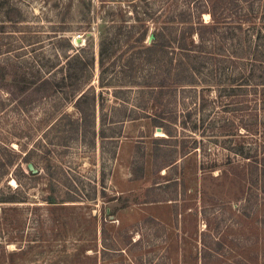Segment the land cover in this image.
Segmentation results:
<instances>
[{"label": "rangeland", "instance_id": "obj_1", "mask_svg": "<svg viewBox=\"0 0 264 264\" xmlns=\"http://www.w3.org/2000/svg\"><path fill=\"white\" fill-rule=\"evenodd\" d=\"M146 4L181 14L170 26L205 25L212 33L194 79L162 99L146 82L149 64L135 55L153 41L155 23L143 42L125 33L133 5ZM1 26L16 31L15 42L18 31L37 37L35 49L49 59L54 32L64 31L87 63L76 95L87 91L81 115L75 98L62 95L56 104L26 99L20 115L24 94H0V132L14 148L34 144L36 171L2 264H264L263 177L256 188L264 79L246 74L249 60L264 53V0H0ZM101 32L116 38L102 67ZM158 113L163 128L150 119ZM49 196L60 203L49 205ZM4 229L12 233L9 224Z\"/></svg>", "mask_w": 264, "mask_h": 264}, {"label": "trees", "instance_id": "obj_2", "mask_svg": "<svg viewBox=\"0 0 264 264\" xmlns=\"http://www.w3.org/2000/svg\"><path fill=\"white\" fill-rule=\"evenodd\" d=\"M133 7L134 10L131 16L134 22L129 24L128 30H125L128 36L126 38H130L129 36L135 33V40L143 42L148 32L147 24L150 21L155 23L152 32L153 41L141 52L142 55H135L137 62L144 57L149 64L150 69L146 82L156 98L162 99L169 90H175L180 80L194 79L195 74L199 71V67L196 65L205 56L206 52L203 50L207 48L206 42L212 36V33L207 36L204 31L209 29L211 31V28L205 25L185 28L173 27L167 23L173 20L180 22L181 14L173 12L171 17L165 16V12H156L154 7L148 8L147 4L142 8L137 5H133ZM2 14V18L9 22H12L15 18L7 12ZM123 21L125 20H121V22ZM115 23L111 24V28L121 32L123 24ZM11 24L16 25V23ZM3 28L0 27V33L3 34L0 42V56L5 59L0 60V94L5 91L10 93L11 96H18L21 92L24 94V98L21 99V102L19 101V107L16 108L20 111V115L22 113L25 115L21 103L25 104L26 99L33 102L38 99L53 98L54 101L52 102L56 104L61 95L64 96L65 100L75 98L73 106L81 115L83 110L80 105L85 99L87 91L83 92L78 98H76V95L82 91L87 82L84 75L87 63L80 54V50H75L72 47L70 40L65 37L64 31L54 32L56 35H53L52 38L55 41L51 43L54 57L49 59L35 49L37 43L34 40L37 37H26L24 32L18 31L21 37L15 42V39L11 40L13 38L11 36L16 31L7 33L2 31ZM114 39H116L114 36L109 39L104 38L102 32L100 33L98 41V63L100 67L103 66L107 58L106 44L107 42L111 43ZM18 45L22 46L19 47ZM63 45L66 46L65 49L62 47ZM13 47L15 48L13 49ZM220 50L218 49V51ZM258 52H260V55L261 51H256L253 54L256 55ZM262 55L259 59L249 60V68L246 70V74L249 76L247 79H252L256 73H259L261 79H264V67H262L264 66V53ZM7 76L11 78L10 84L6 81ZM261 86L264 88V83ZM26 113H28L27 110ZM150 119L154 127L163 128V119L159 113L153 117L150 116ZM25 134L30 138L32 131H26ZM11 143L10 139L2 136L0 132V264L3 263L5 243L14 241L17 238L15 230L19 224V203H31L28 201L31 199L29 189L36 177V172L34 173L27 168L28 164H31L34 168L32 162L34 144L23 145V143H17V148H14ZM243 158L249 159V154H246ZM23 164H26V171L22 168ZM260 167L261 170L258 169L260 174L256 179L257 189L261 186L262 177L264 179V165ZM11 181L14 183V187L10 185ZM257 182L260 183L257 184ZM23 184H25V187H23ZM46 201L49 205L60 203L53 196L47 197ZM29 205L31 206V204ZM7 224L11 227V234L6 233L4 229ZM25 248H31V244L28 243L24 247H18V251H15L14 254L23 252Z\"/></svg>", "mask_w": 264, "mask_h": 264}, {"label": "water", "instance_id": "obj_3", "mask_svg": "<svg viewBox=\"0 0 264 264\" xmlns=\"http://www.w3.org/2000/svg\"><path fill=\"white\" fill-rule=\"evenodd\" d=\"M153 39H154V36H153L152 34H150V35L148 36L147 42L150 43ZM75 42L79 44V43H81V40L78 39V40H75ZM156 130H157V131H161L160 128H157ZM27 168H28V170H31V171H33L34 173L36 172V171L33 169V166H32L31 164H28V165H27Z\"/></svg>", "mask_w": 264, "mask_h": 264}]
</instances>
